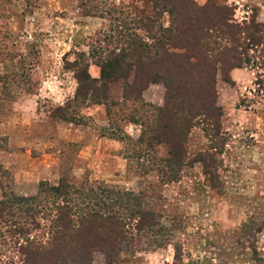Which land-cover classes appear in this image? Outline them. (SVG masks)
Here are the masks:
<instances>
[{
  "label": "rangeland",
  "instance_id": "374dc122",
  "mask_svg": "<svg viewBox=\"0 0 264 264\" xmlns=\"http://www.w3.org/2000/svg\"><path fill=\"white\" fill-rule=\"evenodd\" d=\"M192 1L202 6L208 0ZM215 1L230 6L237 22L253 19L264 23V0ZM151 12V0H0V96L14 80L32 82L38 77H49L65 88L64 94L52 104H63L75 82L68 61L81 59L80 65L88 61L90 74L97 76L99 69L93 61L100 53L104 56V36L115 39L112 43L115 50L117 44H123L121 35L129 28L150 42L147 31L136 27L130 18L132 13ZM160 21L164 26L169 24L167 12ZM79 53L83 54L78 56ZM248 53L259 59L256 51L249 49ZM130 68L126 77L108 83L109 100L121 101L123 82L130 83L133 79L134 67ZM236 68L244 70L245 75L232 85L223 81L217 71L215 103L221 112L216 126L219 133L214 135L215 126H209L211 122L203 118L191 128L184 141L186 162L179 166L177 181H163L161 173L155 170L141 172L140 165L151 163L150 156L158 159L167 155V144L153 142L151 148H146L147 152L134 148L135 154H132L133 146L125 138L117 137L123 131L133 140L137 139L142 129L139 124L136 126L117 116V122L110 125L104 104L78 106L73 110L72 124H64L59 133L67 137L73 128L78 129L74 135L82 140L84 137L90 152L89 156L86 153L89 167L84 164L73 175L134 192L141 199L142 207L159 214L161 224L168 229L163 237L166 245L150 243L147 234L139 246L119 251L114 261H108L102 251H89V264H171L175 243H180L185 263L192 259L199 264H256V257L264 264V65ZM52 89L59 92L56 85ZM22 94L11 95L12 102H6L0 109L2 121L11 120L3 114L13 111L12 122L20 124L22 112L30 115L34 111V102L22 99ZM140 97L143 102L162 105L165 87L161 82L149 83L140 91ZM37 108L44 110L41 102ZM106 127H114L115 134L106 133ZM3 130L0 126V133ZM21 130L25 127L19 125L11 132L19 135ZM6 136L0 134V150L6 146ZM70 148L62 155L58 177L69 178L66 166H70V157L76 159L80 154L75 146ZM2 173L0 169V176ZM3 175L4 183H10L13 194L29 193L31 187L20 188L21 177H15L14 186L11 175ZM56 179L51 178L49 183L56 184L53 181ZM41 224L31 235L45 241L49 236L48 219ZM8 231L9 227L1 223L0 264H21L17 244Z\"/></svg>",
  "mask_w": 264,
  "mask_h": 264
},
{
  "label": "trees",
  "instance_id": "16d2710c",
  "mask_svg": "<svg viewBox=\"0 0 264 264\" xmlns=\"http://www.w3.org/2000/svg\"><path fill=\"white\" fill-rule=\"evenodd\" d=\"M151 5V14L132 13L130 18L136 27L147 31L150 42L129 28L121 35L123 44L114 45L115 50V39L104 36L105 46L99 47L104 56L100 53L93 59L98 75L90 74L88 61L85 65H80L81 59L77 58L68 61L76 81L73 96L63 104L45 100L41 105L47 115L73 121L76 107L104 104L110 125L117 122V116L139 124L142 129L137 139L123 131L117 137L125 138L133 146L132 154L134 148L147 152L153 142L167 144L166 157L157 159L152 155L151 163L140 166L142 174L155 170L161 173L163 181L171 182L179 179V166L186 162L184 141L191 128L203 118L211 122L209 126H215L214 135L219 133L216 126L221 112L215 103L217 71L223 81L232 85L231 69L264 65V23L253 19L237 22L230 6L215 0L202 6L192 0H151ZM164 12L169 16L167 26L160 21ZM249 49L259 53L258 60L249 55ZM131 66L133 79L123 82L122 100H109L108 83L126 77ZM37 80L12 81L0 96V109L12 102L11 95L34 92ZM157 82L165 87L163 104L143 102L140 91ZM6 85L4 82L3 86ZM113 130L116 129L105 128L106 133L111 131L109 134H115ZM205 132L208 134L207 129ZM0 169L10 174L2 165ZM4 173L0 176V224L9 227L7 233L17 244L21 264H89L87 253L92 250L102 251L108 261H114L119 251L139 246L147 234L150 243L167 244L164 238L168 229L161 224L159 214L144 209L141 199L130 190L87 178L74 184L60 176L56 184L40 180L34 195L17 196L10 183H4ZM44 219H48L49 234L45 241L31 235L35 228L43 226ZM254 258L256 264H262L261 259ZM171 264L199 263L192 259L185 263L181 245L175 243Z\"/></svg>",
  "mask_w": 264,
  "mask_h": 264
},
{
  "label": "crops",
  "instance_id": "0c3cea01",
  "mask_svg": "<svg viewBox=\"0 0 264 264\" xmlns=\"http://www.w3.org/2000/svg\"><path fill=\"white\" fill-rule=\"evenodd\" d=\"M243 72L245 71L240 68H233L230 70L229 74L231 79L235 82L244 77L245 73ZM75 82H73L74 88L72 89L71 93H69L67 98H71L73 96L76 87ZM55 85L57 88H59V92L53 91L52 88ZM64 89L65 88L63 86L56 84L55 81L51 80L49 77H38L36 90L34 92L22 94V99L31 100L34 102V111L30 115L28 112H22L21 116L23 119L21 118L20 124L18 122H12L13 119L11 116L14 114L13 111L3 114L11 120H6V122L0 119V121H2L0 122V126L4 128V132L0 134L7 135L5 137L6 146L3 148V150H0V152H2L0 153V157L3 158L0 163L2 167L6 168L10 172L11 179H14V186L16 183L15 177L19 176L21 179H23V184L20 186L21 189L31 187L27 195H33L36 193L37 185L40 180H47L48 182H51V178L55 177L57 179L53 180L55 181L54 183L58 181V172L62 167L61 165L64 159L62 155L65 154L68 149H71L70 147L75 146L80 154L78 156L76 154L77 160L74 157H70V166H66L67 172L69 173V178H67L69 182L79 184L80 180L83 179V176L79 179V177L76 178V175L73 174H76L77 170L83 169L84 164L85 167H87V165L89 167V163L87 164L88 157L86 155V153L88 156L90 154L88 151L89 147L85 146L86 144L84 137L83 141L78 135H74V131L78 129L73 128L70 132L71 135L67 137H62L59 133V129L64 124L71 125L72 121L53 118L47 115L44 110L42 111L37 108L38 102L45 100L54 102V100H57V97L62 95ZM122 91L123 90L121 89L120 100H122ZM91 106L93 107V105ZM16 114L18 115L20 112ZM0 117H2V115H0ZM26 117L28 118L26 119ZM128 123L137 126L135 123ZM19 125L25 127V130H21L19 135L12 133L11 130L18 127ZM5 129L7 130L6 132ZM161 144L165 145V143ZM86 147L87 152L85 150ZM78 160L81 162V166L78 164ZM22 194L24 196L26 195L25 193Z\"/></svg>",
  "mask_w": 264,
  "mask_h": 264
}]
</instances>
